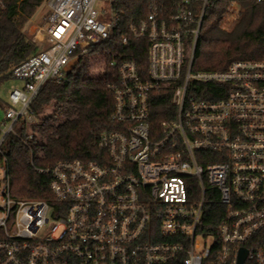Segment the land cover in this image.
Returning <instances> with one entry per match:
<instances>
[{"label": "built area", "instance_id": "built-area-1", "mask_svg": "<svg viewBox=\"0 0 264 264\" xmlns=\"http://www.w3.org/2000/svg\"><path fill=\"white\" fill-rule=\"evenodd\" d=\"M212 1L148 0L146 14L128 22L123 42H149L148 71L118 64L97 161L37 168L51 177L50 199L15 198L0 167V264H238L242 248L244 264H264V60L192 72ZM121 2H44L33 39L41 48L12 71L25 85L4 107L0 152L9 134L20 137L17 126L38 122L31 105L45 85L67 81L114 35ZM239 13L232 1L225 16ZM193 82L222 90L190 92ZM160 92L172 98L156 124Z\"/></svg>", "mask_w": 264, "mask_h": 264}, {"label": "trees", "instance_id": "trees-1", "mask_svg": "<svg viewBox=\"0 0 264 264\" xmlns=\"http://www.w3.org/2000/svg\"><path fill=\"white\" fill-rule=\"evenodd\" d=\"M45 1H7V8L0 16V83L12 78L14 67L41 48L23 27ZM232 1L239 3L240 13L233 26L227 29L223 26V18ZM147 2L122 0L118 8L123 14L121 25L110 39L94 49L101 57L102 75H92L84 63L69 72L67 81L47 83L31 105L38 122L17 126L20 137L12 133L5 138L0 167L9 168L11 193L15 198L52 197L50 175L37 168L53 167L61 161L98 160L101 150L97 139L102 131L112 126L110 116L114 99L108 84L116 79L118 64L134 60L142 71H148L149 42L133 38L128 43L123 42V36L127 35L126 25L131 19L146 14ZM238 60H264V2L213 0L206 11L192 72L224 71ZM113 62L116 65H112ZM220 89L221 85L215 83L190 84V92H219ZM171 98L172 94L165 92L152 95V115L156 124L167 119L164 110ZM47 109H50L48 114ZM30 133L34 135L32 140H29ZM214 220L215 225L218 218ZM207 223L211 224V220Z\"/></svg>", "mask_w": 264, "mask_h": 264}, {"label": "rangeland", "instance_id": "rangeland-1", "mask_svg": "<svg viewBox=\"0 0 264 264\" xmlns=\"http://www.w3.org/2000/svg\"><path fill=\"white\" fill-rule=\"evenodd\" d=\"M107 7V6H105ZM43 6H41L36 13L31 17L24 25L23 31L31 38L34 39L35 35L39 32L40 28L43 26ZM235 21L232 16H224L223 26L227 29L231 28ZM90 72L94 76H100L103 73V66L101 62L100 54L97 51H93L87 55L86 61L84 62ZM83 63V64H84ZM79 65L78 67H80ZM24 82L21 80H16L14 78L7 79L0 83V121L4 120V107L10 103V94L15 89H23ZM50 113V109H47L46 114ZM31 128V127H30Z\"/></svg>", "mask_w": 264, "mask_h": 264}, {"label": "water", "instance_id": "water-1", "mask_svg": "<svg viewBox=\"0 0 264 264\" xmlns=\"http://www.w3.org/2000/svg\"><path fill=\"white\" fill-rule=\"evenodd\" d=\"M247 252H248L247 249H245V248L241 249L238 264H244V262L246 260Z\"/></svg>", "mask_w": 264, "mask_h": 264}]
</instances>
